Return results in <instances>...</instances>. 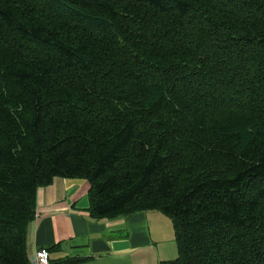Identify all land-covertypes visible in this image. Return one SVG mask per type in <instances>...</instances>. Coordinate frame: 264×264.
<instances>
[{"label":"trees","instance_id":"obj_1","mask_svg":"<svg viewBox=\"0 0 264 264\" xmlns=\"http://www.w3.org/2000/svg\"><path fill=\"white\" fill-rule=\"evenodd\" d=\"M55 177L171 217L159 264H264V0H0V264Z\"/></svg>","mask_w":264,"mask_h":264},{"label":"crops","instance_id":"obj_2","mask_svg":"<svg viewBox=\"0 0 264 264\" xmlns=\"http://www.w3.org/2000/svg\"><path fill=\"white\" fill-rule=\"evenodd\" d=\"M88 191L84 178L55 177L37 188L35 214L26 232L29 264L36 250L55 245L59 248L49 251L51 257L84 258L76 264H133L154 244L151 212L93 218L88 212Z\"/></svg>","mask_w":264,"mask_h":264},{"label":"rangeland","instance_id":"obj_3","mask_svg":"<svg viewBox=\"0 0 264 264\" xmlns=\"http://www.w3.org/2000/svg\"><path fill=\"white\" fill-rule=\"evenodd\" d=\"M144 211L153 214L150 219V229L152 234L156 232V235L154 244L134 258L133 264H159L162 261L176 258L178 248L171 217L155 209Z\"/></svg>","mask_w":264,"mask_h":264},{"label":"built area","instance_id":"obj_4","mask_svg":"<svg viewBox=\"0 0 264 264\" xmlns=\"http://www.w3.org/2000/svg\"><path fill=\"white\" fill-rule=\"evenodd\" d=\"M32 264H49V252L45 248L36 250Z\"/></svg>","mask_w":264,"mask_h":264}]
</instances>
